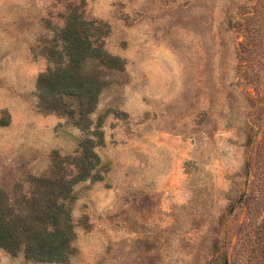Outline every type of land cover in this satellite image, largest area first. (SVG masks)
<instances>
[{"label": "rangeland", "instance_id": "374dc122", "mask_svg": "<svg viewBox=\"0 0 264 264\" xmlns=\"http://www.w3.org/2000/svg\"><path fill=\"white\" fill-rule=\"evenodd\" d=\"M68 23L119 59L85 56L104 86L82 119L39 94ZM83 142L99 165L73 188L66 259L0 247V264H264V0H0L7 202L74 172Z\"/></svg>", "mask_w": 264, "mask_h": 264}, {"label": "trees", "instance_id": "16d2710c", "mask_svg": "<svg viewBox=\"0 0 264 264\" xmlns=\"http://www.w3.org/2000/svg\"><path fill=\"white\" fill-rule=\"evenodd\" d=\"M61 38L62 49L52 51L49 56L53 66L40 75L39 94L45 105L50 96L56 98L57 103L47 102L45 106L53 112L64 98H70L72 103L76 100V104L62 103L64 114L72 118L77 114L82 119L95 109L104 86L100 77L90 78L84 74L85 56L89 54L108 69H116L119 59L108 55L97 38L90 40L87 33H82L72 23L62 30ZM59 46L58 43L55 45ZM80 124L81 121H77V125ZM81 149L74 162L66 160V165L73 164L75 171L67 174L61 163L56 164L60 177L38 179L40 185L26 206L10 205L0 190V247L12 253L23 250L27 259L37 262H63L66 259L75 239L70 208L73 188L89 178L99 165L98 155L88 144L83 142Z\"/></svg>", "mask_w": 264, "mask_h": 264}]
</instances>
